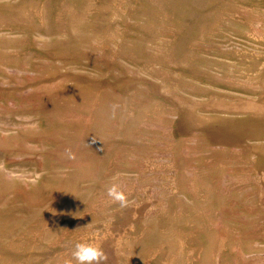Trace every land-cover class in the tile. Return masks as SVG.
Returning <instances> with one entry per match:
<instances>
[{
    "label": "rangeland",
    "instance_id": "obj_1",
    "mask_svg": "<svg viewBox=\"0 0 264 264\" xmlns=\"http://www.w3.org/2000/svg\"><path fill=\"white\" fill-rule=\"evenodd\" d=\"M76 242L264 264V0H0V264Z\"/></svg>",
    "mask_w": 264,
    "mask_h": 264
},
{
    "label": "clouds",
    "instance_id": "obj_2",
    "mask_svg": "<svg viewBox=\"0 0 264 264\" xmlns=\"http://www.w3.org/2000/svg\"><path fill=\"white\" fill-rule=\"evenodd\" d=\"M107 195L113 200L125 206L127 201L125 194L118 188L116 184H112L107 188ZM76 264H100L106 259L102 249L92 243L76 242L71 253Z\"/></svg>",
    "mask_w": 264,
    "mask_h": 264
}]
</instances>
